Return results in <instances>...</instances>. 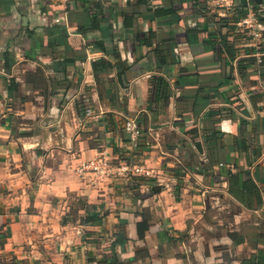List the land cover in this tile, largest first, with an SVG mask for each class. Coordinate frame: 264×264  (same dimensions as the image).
Wrapping results in <instances>:
<instances>
[{"label":"crops","instance_id":"0c3cea01","mask_svg":"<svg viewBox=\"0 0 264 264\" xmlns=\"http://www.w3.org/2000/svg\"><path fill=\"white\" fill-rule=\"evenodd\" d=\"M178 7L172 26L136 0H0V264H264V66L240 62L247 47L264 48V1L250 17L261 35L241 21L230 33L235 59L219 58L207 32L189 42L186 30L203 18L191 2ZM95 14L107 19L101 29L90 28ZM126 14L135 25L124 26ZM114 50L130 70L119 73ZM100 59L113 67L95 75ZM156 76L170 83L168 101L157 99ZM98 155L151 174L94 184L78 168ZM241 170L261 205L229 192ZM93 212L100 224L81 220Z\"/></svg>","mask_w":264,"mask_h":264},{"label":"trees","instance_id":"16d2710c","mask_svg":"<svg viewBox=\"0 0 264 264\" xmlns=\"http://www.w3.org/2000/svg\"><path fill=\"white\" fill-rule=\"evenodd\" d=\"M132 0H128L129 3H131ZM214 2V0H212ZM186 2H191L193 7L197 9V14H200L203 18V21H199L198 25L195 27H190L186 30V36L187 40L189 42H192L193 40H198V37L202 32H207V36L205 39H202L204 43L210 44V49H212L219 58L226 57L229 59H235L238 56V49L235 46V43L229 39L231 31H234L237 28V23L241 21L243 18L247 17L249 14V6L245 5L243 3H239L235 5V7L232 10L227 11L228 14L221 15L219 11H221V8L215 6L214 9H212L211 0H169L168 5H158V6H152L151 0H136V3L141 6V8H145L146 12L149 11L152 13L146 14V17H148L151 20L154 19H160V18H166L168 24L174 25L178 24L180 20L183 17L182 9L178 7L179 4H184ZM96 7H99V9L102 11L105 9L102 4L97 3L95 4ZM259 7V4L255 2L253 4V10L257 11ZM209 15L211 21L208 19H205ZM98 15L95 14L93 16L91 27L92 29L103 28V23L107 24L108 22H105L107 20L105 17H103L100 20V23H98ZM258 18L264 23V17L258 16ZM137 18L134 15L126 14L124 15V26L130 27L135 25ZM212 22H217L221 24V28L219 29V26L216 28V30H209L208 24ZM227 27V31L224 32L223 28ZM148 38L152 40L153 36H156L155 30H150L148 32ZM199 41L200 38H199ZM146 42L150 43L148 39L146 38ZM103 48V47H102ZM247 53L250 54V56L240 59V62H247L248 64H255L260 59V65L264 66V55H262L260 58L253 55L257 52H262L264 50L263 47H254L250 46L246 48ZM115 58L119 62H114L115 67L118 68L119 73L122 74L123 72H126V70H130L131 66L128 65V62L123 60L119 51L114 50L112 53ZM172 56V55H171ZM93 67L95 70V75H97L99 70H107L111 67H113V64L108 61L107 59H100L93 62ZM156 82L154 84L156 89V95L157 99L164 97L166 98V101L169 100L171 96V86L170 83L167 81V79L163 76H156L155 77ZM215 133V132H214ZM242 147L245 148V145L242 144ZM261 152V148L258 149V153ZM130 161V160H128ZM131 162V161H130ZM132 163V162H131ZM133 164V163H132ZM248 171L247 170H241L237 173H232L230 175L229 180V192L238 199L241 203L245 204L249 208H254L255 206H259L263 202L262 194L260 191V188L258 187L256 181L251 178L247 177ZM134 180H145V178H137V176H140L139 174H135ZM79 201L83 204V208H87L88 202L84 201L82 197H78ZM79 210V209H78ZM79 211H77L75 214L69 213V215H65L62 219L63 224H66L68 222V216L71 217V221H75L77 217H79ZM142 220L138 222V231L139 236L141 238L145 237V232L147 228L149 227L150 220L147 214L143 213ZM81 220L87 223L91 224H100L101 223V217L97 213H88L86 216H82ZM121 234V233H120ZM123 237L119 239L116 238V240L113 242V246H116L118 242L122 241L123 243L127 241V236L123 232ZM113 264H127L124 261L119 260L117 256H114L112 259ZM98 264H112L108 262V259L105 257L98 262Z\"/></svg>","mask_w":264,"mask_h":264},{"label":"built area","instance_id":"2783aa9c","mask_svg":"<svg viewBox=\"0 0 264 264\" xmlns=\"http://www.w3.org/2000/svg\"><path fill=\"white\" fill-rule=\"evenodd\" d=\"M241 0H214L215 6L221 8V12H227L232 10L235 5L239 4ZM248 6L250 8V13L247 17L241 20V24L246 25L249 28H256L254 34L261 35L259 33L255 23H258L256 19H251V15L256 14L253 10V4H255V0H247ZM260 25V23H258ZM88 115L93 114L91 109H88L86 112ZM126 131L130 134L133 140L137 139L141 135V129L138 122L133 119H127L124 125ZM80 173H88L89 176L92 177V182L97 184L99 182H104L110 177L118 174L120 176L130 177V175L135 174H146L150 175L151 171L145 169L142 166L132 164L130 161H123L119 164H115L114 161L106 155H98L86 162H83L81 166L78 168Z\"/></svg>","mask_w":264,"mask_h":264},{"label":"water","instance_id":"95a60500","mask_svg":"<svg viewBox=\"0 0 264 264\" xmlns=\"http://www.w3.org/2000/svg\"><path fill=\"white\" fill-rule=\"evenodd\" d=\"M263 1H264V0H255V2H257L258 4L263 3ZM241 2H242L243 4H245V5L248 4V1H247V0H241Z\"/></svg>","mask_w":264,"mask_h":264}]
</instances>
